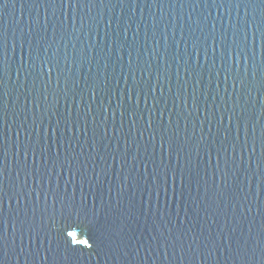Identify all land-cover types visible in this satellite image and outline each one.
I'll return each instance as SVG.
<instances>
[{
	"label": "water",
	"instance_id": "water-1",
	"mask_svg": "<svg viewBox=\"0 0 264 264\" xmlns=\"http://www.w3.org/2000/svg\"><path fill=\"white\" fill-rule=\"evenodd\" d=\"M82 3L0 0V264H264V0Z\"/></svg>",
	"mask_w": 264,
	"mask_h": 264
},
{
	"label": "snow or ice",
	"instance_id": "snow-or-ice-1",
	"mask_svg": "<svg viewBox=\"0 0 264 264\" xmlns=\"http://www.w3.org/2000/svg\"><path fill=\"white\" fill-rule=\"evenodd\" d=\"M5 3H6V0H5ZM60 3L63 7H71L73 9L84 6L82 3V0H60ZM258 32H259L262 45H264V30L258 29ZM0 38H2V34H0ZM6 55L7 54H6L5 49L3 47H0V75H3L6 73V68H7ZM85 55L86 53L84 50L80 51L79 56L73 54L72 67L76 66L77 61H79L80 65L82 66ZM28 57H29L28 66L31 67L32 61L40 59L39 50H37L35 56H33L32 51L29 50ZM45 57L46 58L41 62V71H40L41 76L45 75L46 73L48 77L47 84L51 85L53 83V76L55 75L56 90L57 91L60 90L61 81H63L64 88L66 89L68 85V77L70 75L69 66L67 63V56L65 57V64L63 68L61 67L60 60L56 58L55 53L52 55V57L49 58L47 57V49H45ZM261 60H262V63H264V53H262ZM45 68H47V72H45ZM253 79L255 80V73L253 74ZM0 84H2V81H0ZM256 87L258 89L264 88V79L256 81ZM45 99H47V97H45ZM253 132L255 133V129H253ZM256 143H257V140L254 134L253 140H252V152L253 153H255L256 151ZM259 143H260V148H261V155L264 156V129L261 130ZM161 148L164 150L165 154H167L168 156L171 155V152H172L171 141L165 142L163 139H161ZM6 155H7V152L3 147V139L0 138V165L3 164V159L4 157H6ZM218 159H219V156H218ZM2 178H3V168L0 167V251L3 250L4 233H6L7 231V219L5 218L3 204H4L6 197L11 199V197H9V194L5 192L4 190ZM190 180H191V177L189 176V181ZM170 182L173 188V194H175L176 185L177 183H179L180 189H181L180 196L182 198L183 188H184V183H185L184 172L181 171L179 168H172L171 170H165L162 175H157L154 179V183L157 186V192L159 193V191L162 190L165 193H167ZM53 199H55V197H53ZM262 233H264V230H262ZM67 236L74 238L76 236V233L72 231H68ZM72 242L73 243L78 242L81 245L86 243V241L84 240L76 241L75 239H73ZM239 245H240V242L237 241L238 251H239ZM261 255L264 256V252H262Z\"/></svg>",
	"mask_w": 264,
	"mask_h": 264
}]
</instances>
